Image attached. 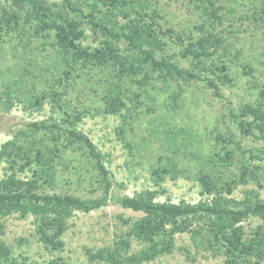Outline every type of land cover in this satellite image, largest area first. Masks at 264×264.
Wrapping results in <instances>:
<instances>
[{"label":"trees","instance_id":"1","mask_svg":"<svg viewBox=\"0 0 264 264\" xmlns=\"http://www.w3.org/2000/svg\"><path fill=\"white\" fill-rule=\"evenodd\" d=\"M188 2L198 14L187 32L163 25L162 15L152 0H61L51 4L46 0H0V53L8 44L34 48L38 54L52 50L56 59L50 73L43 65L23 67V80L7 78L0 82V111H10L16 104L24 110L41 111L48 103L59 115L58 120L49 116L50 122H28L0 144V236L3 218L31 216L39 241L57 250L63 247L62 236L75 212L89 213L113 201L141 216H119L128 229L110 245L97 250L87 248L89 261L142 264L170 253L175 236L189 233L196 245L221 252L225 264H262L264 83L257 88L254 100L236 108L228 101L226 104V116L238 132L255 138L259 144L241 149L235 158L239 146L233 136L224 137L217 132L208 162L219 168L214 171L202 164L193 173L192 178L199 185L200 197L196 201L157 198L166 192L162 183L167 178L192 179L186 168L178 167L174 156H165L163 165L151 169L158 189L147 187L132 194H113L114 187L124 184L113 179L106 165L107 154L78 128L91 109L103 115H119L127 124V119L138 116L137 106L147 94V86L157 82L168 85L181 81L186 86L204 82L217 98L225 100L220 85H233L227 62L222 53L217 54L229 49L220 30L225 6L221 0ZM244 16L264 26V6L253 8ZM89 37L91 42H85ZM234 54L237 56L239 50ZM105 70L111 73L105 74ZM81 78L97 93L98 104L89 109H71L65 98ZM128 82L136 87L131 88ZM181 90L179 86L168 95L173 108L177 107ZM177 137L172 130L166 134V146L172 154L180 148ZM68 146L80 150V159L86 162L76 166L70 157L67 159ZM235 161L239 165L234 171L229 167ZM58 165L65 169L71 165L78 177L89 173L84 179L90 185L88 194L59 191L56 177L62 171ZM251 180L256 188L233 196L238 184ZM250 217L260 219L262 224L245 233L242 222ZM132 240L141 245L139 249L131 250ZM9 256L10 249L0 237V262ZM46 264L70 263L50 260Z\"/></svg>","mask_w":264,"mask_h":264},{"label":"rangeland","instance_id":"2","mask_svg":"<svg viewBox=\"0 0 264 264\" xmlns=\"http://www.w3.org/2000/svg\"><path fill=\"white\" fill-rule=\"evenodd\" d=\"M46 1L51 4L53 1L61 0ZM152 2L162 15L163 25L188 32L197 20L198 13L188 0H152ZM221 2L225 6L223 9L225 15L224 25L220 30L224 34V44L229 45V49L224 52L219 50L217 54L222 53L223 59L228 64V73L233 79L232 86L220 85L225 100L217 98L212 93V88L204 82L198 81L189 86L181 81H171L168 85L157 82L153 86H147V94L140 98V104L137 106V110H140L138 116L133 115L134 119H127V124L123 123L119 115H103L92 109L90 113H85L79 122L78 128L107 154L106 165L112 172L113 179L124 184L121 187H114L113 194H132L147 187L158 189L153 182L151 169L163 165L165 156H174L178 167L186 168V174L192 175L190 178L194 177L193 173L202 164L216 171L215 169L219 167L213 166L208 160L217 132H221L224 137L233 136L239 146L235 149V158L237 154L240 156L241 149L253 148L259 144L255 138L238 132L226 116V104L228 101L236 108L243 102L254 100L257 88L264 83V26L262 24L260 27L259 22L255 23L244 16L250 14L253 8L264 6V0H221ZM228 5L232 7L227 8ZM87 34L89 35V32ZM85 42H91V38L89 37ZM5 46L3 53H0L2 83L7 78L23 80V67L33 68L43 65L48 67L50 73L56 66L55 53L52 50H48L47 54L45 52L38 54L34 48L30 50L8 44ZM235 50H239L237 56L234 54ZM229 51L232 54H229ZM181 60V63L186 65V62ZM29 63L32 66H28ZM107 72L111 73L108 70L104 73ZM86 81L82 78L78 79V83L73 84L66 96V104L71 109H89L98 104L97 93L89 89L90 85H85ZM128 84L131 88L136 87L135 83L128 82ZM179 86L182 87V94L177 101V107L173 108L168 95L179 89ZM124 112L126 113L125 110ZM49 116L59 119V115L51 110L48 103L44 104L41 111L24 110L20 104H16L10 111H0V144L11 138L17 129L24 127L28 122L52 121L48 119ZM170 130L178 135L176 144L180 145V148L175 154H172L171 148L166 146V134ZM80 153V150L68 146L65 155L79 166L86 162L80 159ZM238 165L239 162L235 161L229 168L235 171ZM58 169L62 171L56 177L59 191L88 194L90 185L84 179H87L89 173H83L78 177L73 173L71 165L66 169L58 165ZM2 170L3 163H0V175ZM162 186L166 192L158 194L159 200L171 198L177 201L182 198L196 201L200 197L199 185L193 178L175 180L167 178ZM256 186L252 180L245 185L238 184L232 194L239 197L242 190ZM119 216L135 219L139 218L141 213L123 208L113 201L89 213L75 212L69 219L68 228L62 236L63 247L57 250L49 249L39 241L31 216L24 219L14 215L5 217L1 220L3 234L0 237L9 247L10 256L0 264H46L50 260L70 264H106L102 261H89L86 249L97 250L110 245L114 239L123 234L128 226L121 222ZM260 224L262 221L256 217H250L242 222L245 233H249ZM140 246L132 240V251L139 249ZM224 258L221 252L196 245L189 233H183L175 236V243L170 253L160 254L142 264H225ZM261 263L264 264V258Z\"/></svg>","mask_w":264,"mask_h":264}]
</instances>
